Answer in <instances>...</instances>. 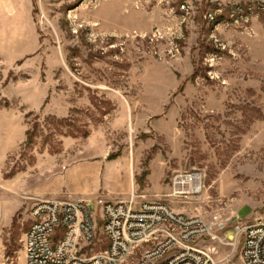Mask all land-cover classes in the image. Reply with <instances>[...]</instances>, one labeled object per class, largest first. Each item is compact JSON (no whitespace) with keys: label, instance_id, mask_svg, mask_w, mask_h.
<instances>
[{"label":"rangeland","instance_id":"374dc122","mask_svg":"<svg viewBox=\"0 0 264 264\" xmlns=\"http://www.w3.org/2000/svg\"><path fill=\"white\" fill-rule=\"evenodd\" d=\"M179 4L0 0V264H24L36 201L99 215L131 194L216 224L200 249L243 264L228 238L264 217V15L236 28ZM176 172L202 193L170 197Z\"/></svg>","mask_w":264,"mask_h":264},{"label":"built area","instance_id":"2783aa9c","mask_svg":"<svg viewBox=\"0 0 264 264\" xmlns=\"http://www.w3.org/2000/svg\"><path fill=\"white\" fill-rule=\"evenodd\" d=\"M183 18L194 19L198 7L179 0ZM208 24L244 28L264 15V0H202ZM193 23V20L192 22ZM170 197H197L203 177L198 172H176ZM99 215L86 200H39L29 212L23 236L24 264H219L200 249L205 239L219 240L214 225L174 212L166 203L95 201ZM232 248L240 237L243 264H264V217L234 227ZM233 251V252H234Z\"/></svg>","mask_w":264,"mask_h":264},{"label":"crops","instance_id":"0c3cea01","mask_svg":"<svg viewBox=\"0 0 264 264\" xmlns=\"http://www.w3.org/2000/svg\"><path fill=\"white\" fill-rule=\"evenodd\" d=\"M191 1H193L194 3H197V2H201L202 0H191ZM81 169V168H80ZM80 169H78V170H75L74 171V173L72 174V175H78V176H80ZM55 200V199H54ZM74 200H80V196L79 197H77L76 199H74Z\"/></svg>","mask_w":264,"mask_h":264},{"label":"trees","instance_id":"16d2710c","mask_svg":"<svg viewBox=\"0 0 264 264\" xmlns=\"http://www.w3.org/2000/svg\"><path fill=\"white\" fill-rule=\"evenodd\" d=\"M30 133H31V135H29V132H27V135H29L31 137V139H32L34 137V133H33V131L30 132Z\"/></svg>","mask_w":264,"mask_h":264}]
</instances>
